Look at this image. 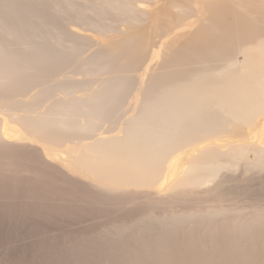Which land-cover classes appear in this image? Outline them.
<instances>
[{"label":"bare ground","instance_id":"bare-ground-1","mask_svg":"<svg viewBox=\"0 0 264 264\" xmlns=\"http://www.w3.org/2000/svg\"><path fill=\"white\" fill-rule=\"evenodd\" d=\"M163 2L176 12L158 16ZM249 6L264 21V0H0V142L37 144L115 194L206 193L241 165L263 169L260 131L245 133L264 118V23L247 24ZM192 12L204 23L187 32L191 50L170 56L178 35L165 37L159 47L169 57L138 79L151 29L167 36ZM76 24L104 39L72 32ZM232 51L239 57L223 55ZM195 62L202 67L181 68ZM261 201L221 205V217L188 223L135 216L132 233L107 240L142 253L136 264H264Z\"/></svg>","mask_w":264,"mask_h":264},{"label":"rangeland","instance_id":"rangeland-1","mask_svg":"<svg viewBox=\"0 0 264 264\" xmlns=\"http://www.w3.org/2000/svg\"><path fill=\"white\" fill-rule=\"evenodd\" d=\"M252 6L247 9L249 25V21L252 22L254 18L263 21L262 16H257L259 13L254 9L255 6ZM155 12H158V16L164 13L169 16L176 10L171 3L163 2L157 5ZM195 17L196 13L192 12L191 17L177 28L168 27L167 36L156 29V26L151 29L146 26V22L141 23L142 26L145 25V31L151 29L153 35L149 38L147 49L142 51L140 61L135 62L138 79L151 74L159 59L169 57L167 53L172 56L179 50L189 48L188 40L190 41L191 35L187 32L195 31L197 26L204 23ZM190 19H194L195 22H189L190 26L189 23L185 25L184 22ZM76 25L70 26L72 32L93 42L104 39L98 32L84 25ZM122 28L127 29L125 26ZM116 35L120 36L119 33ZM171 36L176 38L170 41ZM165 37L166 41L169 40L167 53L160 52L159 47ZM95 48L92 47V50ZM223 55L239 57L233 51L225 52ZM209 60L210 63H215L211 61L213 59ZM200 64L202 63L195 62L190 64L189 68L185 64L181 68L186 66L187 71H190L191 68L202 67ZM180 75L184 77L183 72ZM165 83H168V80ZM262 119L264 118L257 122L259 126L256 124V127L245 131L247 134L255 133V130L260 131L261 143L264 140ZM260 135H263L262 138ZM262 144L264 145V142ZM262 168L259 171L247 172L246 167L241 165L234 172H226L227 175L224 174L206 193H182L162 198L160 195L149 194H115L85 182L48 156L37 144L0 142V264H130L131 261L127 258L131 253L127 251L129 248L125 249L126 247L122 246L121 250V245L120 249L117 244L118 249L114 250L115 247L113 248L110 242L112 240L118 242L121 233L134 231L135 228L131 225L135 216H146L142 220L150 224L156 221L148 219V215L167 220L177 215L181 220L183 217L184 221L187 219L188 222L189 220L194 222L196 218L201 219L208 213H214L212 218L221 217L215 214L221 205L229 203L242 205L256 197L264 201V166ZM121 251L129 253L124 254ZM139 254L142 255L137 253L139 256L137 257L136 253L132 254L136 256L134 260L137 258L134 263L145 261L141 260L143 256ZM162 260L164 259L157 258L155 262L162 264L165 261ZM165 263L169 264L167 262L163 264Z\"/></svg>","mask_w":264,"mask_h":264}]
</instances>
